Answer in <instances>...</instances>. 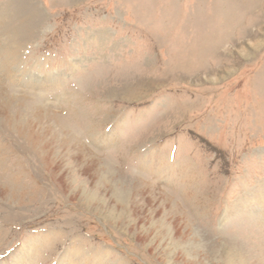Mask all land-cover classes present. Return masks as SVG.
<instances>
[{
	"label": "rangeland",
	"instance_id": "374dc122",
	"mask_svg": "<svg viewBox=\"0 0 264 264\" xmlns=\"http://www.w3.org/2000/svg\"><path fill=\"white\" fill-rule=\"evenodd\" d=\"M73 260L264 264V0H0V264Z\"/></svg>",
	"mask_w": 264,
	"mask_h": 264
},
{
	"label": "bare ground",
	"instance_id": "6f19581e",
	"mask_svg": "<svg viewBox=\"0 0 264 264\" xmlns=\"http://www.w3.org/2000/svg\"><path fill=\"white\" fill-rule=\"evenodd\" d=\"M32 14L33 15H35V13L34 12H32ZM38 117V116H37ZM180 213H182V212H180ZM186 221V220H185ZM67 258V257H66ZM69 258H67L66 260H68ZM77 260H73V261H71V262H69L68 264H77Z\"/></svg>",
	"mask_w": 264,
	"mask_h": 264
}]
</instances>
